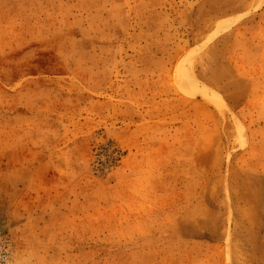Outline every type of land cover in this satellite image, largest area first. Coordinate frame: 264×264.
I'll return each instance as SVG.
<instances>
[{
	"label": "rangeland",
	"instance_id": "374dc122",
	"mask_svg": "<svg viewBox=\"0 0 264 264\" xmlns=\"http://www.w3.org/2000/svg\"><path fill=\"white\" fill-rule=\"evenodd\" d=\"M0 264H264V0H0Z\"/></svg>",
	"mask_w": 264,
	"mask_h": 264
},
{
	"label": "bare ground",
	"instance_id": "6f19581e",
	"mask_svg": "<svg viewBox=\"0 0 264 264\" xmlns=\"http://www.w3.org/2000/svg\"><path fill=\"white\" fill-rule=\"evenodd\" d=\"M220 103H221V102H220ZM220 105H221V104H220ZM220 105H219V106H220Z\"/></svg>",
	"mask_w": 264,
	"mask_h": 264
}]
</instances>
